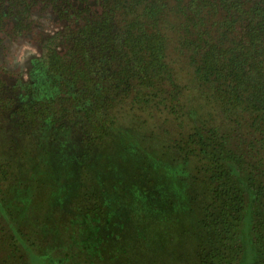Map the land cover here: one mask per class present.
<instances>
[{
	"label": "trees",
	"instance_id": "1",
	"mask_svg": "<svg viewBox=\"0 0 264 264\" xmlns=\"http://www.w3.org/2000/svg\"><path fill=\"white\" fill-rule=\"evenodd\" d=\"M21 45L36 67L24 85L0 60V115L79 130L86 148L134 131L123 147L146 173L164 157L145 138L164 140L143 114L167 113L164 148L198 172L196 264H264V0H0V54Z\"/></svg>",
	"mask_w": 264,
	"mask_h": 264
},
{
	"label": "rangeland",
	"instance_id": "2",
	"mask_svg": "<svg viewBox=\"0 0 264 264\" xmlns=\"http://www.w3.org/2000/svg\"><path fill=\"white\" fill-rule=\"evenodd\" d=\"M5 55L0 60H7L13 82L28 84L38 50L21 45ZM143 115V128L161 127L164 140L145 138L150 153L164 157L146 173L141 157L123 147L134 131L114 132L86 148L79 130L22 132L16 116L0 115V264L199 261L196 253L205 244L200 202L186 201L188 177L198 172L193 162L174 161L173 151L164 148L173 138L164 130L177 132L178 121L170 116V125H162L167 113ZM124 122L140 128L130 117Z\"/></svg>",
	"mask_w": 264,
	"mask_h": 264
},
{
	"label": "flooded vegetation",
	"instance_id": "3",
	"mask_svg": "<svg viewBox=\"0 0 264 264\" xmlns=\"http://www.w3.org/2000/svg\"><path fill=\"white\" fill-rule=\"evenodd\" d=\"M37 59H38V57H37V58H35V59L33 60V62H31V63L33 64V66H34L33 70H34V69H35V67H36V62H37ZM33 70H32V71H30L29 77L31 76V73L33 72Z\"/></svg>",
	"mask_w": 264,
	"mask_h": 264
}]
</instances>
